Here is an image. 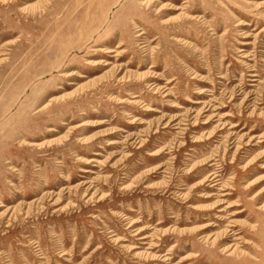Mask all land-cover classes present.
I'll return each instance as SVG.
<instances>
[{"label": "rangeland", "instance_id": "obj_1", "mask_svg": "<svg viewBox=\"0 0 264 264\" xmlns=\"http://www.w3.org/2000/svg\"><path fill=\"white\" fill-rule=\"evenodd\" d=\"M0 264H264V0H0Z\"/></svg>", "mask_w": 264, "mask_h": 264}, {"label": "bare ground", "instance_id": "obj_2", "mask_svg": "<svg viewBox=\"0 0 264 264\" xmlns=\"http://www.w3.org/2000/svg\"><path fill=\"white\" fill-rule=\"evenodd\" d=\"M143 32V31H142ZM178 41V40H177ZM250 77H252V78H255V77H257L256 75H251ZM251 82H256V80L255 79H252L251 80ZM199 94L200 95H204L205 94V92H199ZM168 94H166L165 96H167ZM195 104H201V102H199V101H196L195 102ZM149 111H153L152 109H150ZM92 162H94V163H99L97 160H93ZM218 184H214V186H217ZM229 195V193H224L223 194V196L222 197H226V196H228ZM225 211L223 210V209H221V210H219L218 211V213H224ZM237 213H240V212H237ZM221 216H218V219H222V218H220ZM213 224H208V227L209 226H212ZM142 239H145V238H142ZM203 239L205 240L206 238H204L203 237ZM225 251L227 252L228 250H227V248H225ZM233 253V251H230L229 252V254L228 255H231Z\"/></svg>", "mask_w": 264, "mask_h": 264}]
</instances>
